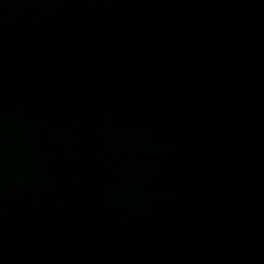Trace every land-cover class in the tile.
<instances>
[{
    "label": "water",
    "instance_id": "1",
    "mask_svg": "<svg viewBox=\"0 0 264 264\" xmlns=\"http://www.w3.org/2000/svg\"><path fill=\"white\" fill-rule=\"evenodd\" d=\"M0 264H264V0H0Z\"/></svg>",
    "mask_w": 264,
    "mask_h": 264
}]
</instances>
